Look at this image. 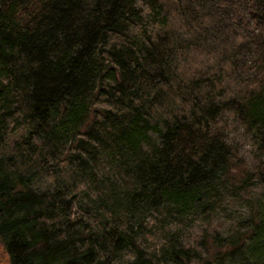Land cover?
I'll list each match as a JSON object with an SVG mask.
<instances>
[{
	"label": "trees",
	"instance_id": "1",
	"mask_svg": "<svg viewBox=\"0 0 264 264\" xmlns=\"http://www.w3.org/2000/svg\"><path fill=\"white\" fill-rule=\"evenodd\" d=\"M196 218L190 242L170 227ZM0 244L6 264H264V0H0Z\"/></svg>",
	"mask_w": 264,
	"mask_h": 264
},
{
	"label": "rangeland",
	"instance_id": "2",
	"mask_svg": "<svg viewBox=\"0 0 264 264\" xmlns=\"http://www.w3.org/2000/svg\"><path fill=\"white\" fill-rule=\"evenodd\" d=\"M231 125L229 135L233 136V140H238V155L245 157L246 159H250V156L252 155L251 149L252 146L248 143L247 140L243 139V136L245 135L244 131L241 129H238L234 123L229 124ZM239 135V136H238ZM60 176L62 177V171ZM65 175L63 176V178ZM43 182V181H42ZM147 216L144 218V221L146 222L147 226L149 227L148 230H145L144 232L146 233V237H140L138 240L140 241V247L144 248V253L146 256L152 255L154 257L155 249L159 246L160 242L162 241V233H161V225L166 223V218H164V214L160 211H158L156 214H152L150 211H146ZM223 221H227L223 217H221ZM183 222L179 223V227L187 234L191 233V235H195L200 229L203 223H201L198 218L194 219V221L188 219L182 220ZM176 228V225H170V227ZM176 226V227H175ZM56 227V223L53 224V228ZM55 230V229H54ZM51 231V229H50ZM48 231V232H50ZM143 232V233H144ZM142 233V234H143ZM182 238L185 242H187L188 238L187 236L180 237ZM190 242V241H189ZM155 247V249H154ZM129 249V247L127 248ZM126 249V250H127ZM129 254L125 252L124 254L120 255V260H125L129 258ZM118 257V256H117ZM5 259H7V255L4 253L3 248L0 244V264H6Z\"/></svg>",
	"mask_w": 264,
	"mask_h": 264
},
{
	"label": "bare ground",
	"instance_id": "3",
	"mask_svg": "<svg viewBox=\"0 0 264 264\" xmlns=\"http://www.w3.org/2000/svg\"><path fill=\"white\" fill-rule=\"evenodd\" d=\"M222 209L224 210V211H226V212H228L231 216H232V218H234L235 217V215H236V213H237V210H236V208H234V206H232V202H228V204H225V205H223L222 206ZM172 225H176L175 227H176V231H177V233H178V235H179V237H183V236H187V240H189V238L191 237L189 234H187V233H185L180 227H179V222L178 221H176V220H174V221H172ZM190 241V240H189Z\"/></svg>",
	"mask_w": 264,
	"mask_h": 264
}]
</instances>
